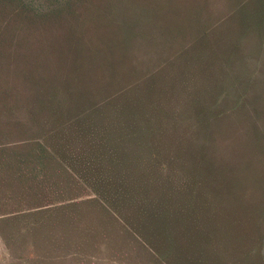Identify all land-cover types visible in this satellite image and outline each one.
<instances>
[{"label": "rangeland", "instance_id": "obj_1", "mask_svg": "<svg viewBox=\"0 0 264 264\" xmlns=\"http://www.w3.org/2000/svg\"><path fill=\"white\" fill-rule=\"evenodd\" d=\"M184 67L196 75L181 108H205L220 88L213 116L184 113L187 135L176 147L200 174L189 184L174 177L179 196L163 181L174 173L165 165L139 186L151 203L158 194L156 213L153 203L122 207L69 192L71 217L44 216L49 209L24 195L35 143L46 136L67 146L74 127L94 128L101 143L114 126L97 164L135 185L138 173L127 158L118 164L112 139L132 130L124 154L151 163V111L137 103L149 90L173 104ZM230 89L237 93L225 98ZM33 205L39 213L16 218ZM1 213L0 264H264V0H0Z\"/></svg>", "mask_w": 264, "mask_h": 264}, {"label": "trees", "instance_id": "obj_2", "mask_svg": "<svg viewBox=\"0 0 264 264\" xmlns=\"http://www.w3.org/2000/svg\"><path fill=\"white\" fill-rule=\"evenodd\" d=\"M170 65L171 64H168L166 66ZM186 68L187 67H184L183 73L176 77L177 81L180 83V86L178 92L173 95V104L166 102L165 95H162L161 92L159 96H156L152 95V92L149 90H146L142 94V97H140L138 103L132 102V104L147 103L151 111V113L149 111L147 113L144 112V119L146 120L147 124H150V129L148 128L150 130L149 136H151V139L149 140V145L154 146V154H157L156 156L153 154L155 159H148V161H152L151 163H148L146 161H137L139 155L137 154V152H133L137 154L135 155V157L129 155L128 150L124 154V147L125 144H127V141H129L132 136V130L126 129L124 130L123 135H119L118 138L112 139L113 143L111 149H113V151H116L117 153L120 151L122 153V155H119L120 157H118V164L121 165L120 158L123 159V162H126L127 158V164L138 173L139 179L136 178L134 172L132 171L134 176L132 175L131 177L136 179L135 181H133L135 185L129 183L133 180L132 178H128V183H126V177L124 178V176H126L127 173L118 174L123 175L122 178H119L117 175H112L103 172L97 164V158L99 155L101 157L102 155L104 157L107 156L106 150H109V147H106V150H104V146L100 144H106L105 137L108 136V133H113L116 135L117 130L114 126L110 127L109 129L107 128L103 131L100 138L101 140L99 139L101 143H95L93 140L94 135H97L94 128H84L85 130H87V132L80 134L78 127H74V129H76L79 134L76 133L74 135V139H72L71 143H69L67 146L61 148L59 145L55 144L52 139L46 136H43L41 139H39L38 142L35 143L32 151L34 152V154L28 155L33 156L34 161L32 160L31 162L30 173H25L27 178L24 179L26 180V183L24 184L23 188L24 195L28 197L31 196L36 201V203L41 204V207L49 209L46 211L47 213H44V216H49L51 215L53 210L60 209V211L65 216L71 217L69 213L67 214V211L69 210L67 209V202L71 199L69 198L67 200V193L69 192L77 195L75 196L77 198L82 197L83 199H91V201L97 196L98 200L100 201L106 202V200H108L113 203V201L115 200L116 202H118L116 204H119L122 207L130 205L132 203L133 205H135L136 203H139V201L144 204L153 203L156 208L153 206L149 209L155 211L156 213L158 209L163 205L161 202L157 201L159 198L158 194L156 199L151 203V200H144L143 196L140 194L141 189L139 186L150 185V183L153 181L154 172L157 171V169L159 168L161 169L162 165H165L167 169H171V171L174 170V173L172 175L169 174V177L165 178L163 181L170 182V186L175 191V194L179 196L180 193H182V188L181 186L174 187L172 185V182H174V180H177L174 177L177 176L183 181L187 180L189 184V182H191L200 174V171L196 167H193L195 168L193 169L184 166L185 163L183 162V160L190 159L186 158L184 155L180 156L178 151L179 148L176 147V141L180 137H184L185 134L187 135V132L185 131V129H183L185 126V119L183 118L184 113L186 111L188 112L189 110L195 116L199 117V110H203L206 116L209 111L210 116H213V112L215 110L214 107L216 106V102L213 101V99H215V97L217 96V93L220 88L219 86L216 91L214 90L212 92L207 93L205 108L199 106L196 111L193 110L192 106L189 108H181V101L190 98L192 95L190 91L187 90L186 85L190 83L191 79L196 75V71L190 72ZM135 90L138 89L135 88ZM135 90L133 89V91ZM133 91L131 92L134 95ZM162 91L167 93L165 88ZM232 93L237 92L234 89H230V92L226 93L225 98H228ZM239 94L240 99L241 97H244L242 96L244 95L243 93ZM113 106V108L117 107L115 104H113ZM108 107L111 108V106ZM130 109L132 110V108ZM102 110H104V108L98 109V111L100 112ZM116 110L121 112L119 120L121 122L125 121V119L123 118L126 114L124 115L122 109L117 107ZM203 112H201V114ZM128 113L129 112H127V114ZM186 127L187 125L185 126V128ZM67 150L69 151L66 152ZM158 156L159 159L157 158ZM51 162H55L56 165L59 167H53L52 171L55 172L48 170L49 168L47 166ZM65 163L67 165H65ZM197 165L204 167V165L200 163L196 164V166ZM63 171L66 177L63 175ZM55 174L59 177V180L53 179L52 181L51 178H53ZM29 175L32 176V178H30ZM63 180L67 182H72V184L68 183L69 188L65 189L64 184L63 186L60 184V182ZM143 180L146 183H143ZM204 181L205 180H203V182ZM202 188V182L200 181H198V183L195 184V186L193 187L197 196H201L199 190ZM190 189L191 188H188V190ZM37 207H40V205L36 207L35 205H33L27 208H22L21 210H17L18 216L16 218L25 217L30 212H33L31 214L39 213V209H35ZM141 207L145 209V207ZM140 213L141 212L137 213V215L133 217L136 218ZM2 215L3 214L1 213V220ZM8 217L9 216H6L3 220L10 221L12 219V217H10L9 219ZM26 222H29V220H26ZM32 222L34 226L39 227L36 221ZM155 228L157 227H154V229ZM171 254L173 256V254L175 255V252H171L168 255L169 258L172 257ZM167 261L171 262L170 259H168Z\"/></svg>", "mask_w": 264, "mask_h": 264}]
</instances>
